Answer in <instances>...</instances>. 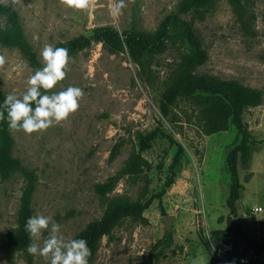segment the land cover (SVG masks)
I'll list each match as a JSON object with an SVG mask.
<instances>
[{"label": "rangeland", "instance_id": "1", "mask_svg": "<svg viewBox=\"0 0 264 264\" xmlns=\"http://www.w3.org/2000/svg\"><path fill=\"white\" fill-rule=\"evenodd\" d=\"M180 0H125L120 16L110 10L113 0H95L86 11L65 7L61 0H0L16 11L22 33L43 65L40 52L45 44L54 45L78 34H88L98 25H111L119 32H152L164 15ZM206 52L197 72L232 79L262 90L259 105L246 107L241 121L247 128L251 155L245 164L236 161L242 187L235 202L233 218L241 231L256 244L264 241V0H248L245 24L241 25L226 0H214L202 15L188 14ZM5 17L0 15V29ZM171 27L169 32H177ZM186 50L178 39L151 58L156 79L153 87L136 78L137 66L126 51L110 54L99 43L71 55L66 78L46 94L79 87L84 96L79 109L46 131L25 134L10 129L12 155L36 176L30 207L32 216H51L69 239L86 224L97 219L104 208L94 185L113 174L135 147L136 134L160 128L181 144L172 184L143 210L146 221L124 219L108 236L99 239L89 264H144L149 246L165 232L160 217L171 215L172 239L152 255V264H264L260 252L250 248L232 233L227 241L211 238L210 231L225 227L228 209L229 174L225 156L240 141V134L229 123L224 131L202 134L196 123L172 127L158 111V94L170 70ZM6 63L0 67V90L20 97L28 78L38 68L31 66L13 46L0 45ZM180 108L189 109L187 103ZM177 110V109H176ZM190 112V111H189ZM121 140L118 154L108 159L113 143ZM175 146L157 135L150 148L142 152L151 164L147 172L146 197L159 192ZM25 179L21 172L0 180V237L16 225L17 208ZM142 182L117 181L108 196L124 194L135 199ZM261 207L253 213V207ZM49 235L42 233L40 246ZM204 240L205 245L202 244ZM34 242V241H33ZM0 264H48L39 255L27 262L19 252H6L0 246Z\"/></svg>", "mask_w": 264, "mask_h": 264}, {"label": "trees", "instance_id": "2", "mask_svg": "<svg viewBox=\"0 0 264 264\" xmlns=\"http://www.w3.org/2000/svg\"><path fill=\"white\" fill-rule=\"evenodd\" d=\"M231 7L237 21L244 26L246 5L248 0H226ZM214 0H180L175 9L163 16L152 32L122 30L118 31L111 25H98L88 34H78L66 40L57 41L53 46L69 49V55H74L88 48L92 43H99L101 48L110 54L126 51L130 60L137 66L136 78L143 84L153 87L156 79L151 69V58L162 53L167 43H174L178 39L184 42L186 50L179 54V59L164 80L158 94V111L172 127L181 128L183 123H196L202 134L210 135L227 129L231 123L240 134V141L229 149L225 156V165L229 174L228 194L225 205L228 209L225 217V227L210 231V237L222 238L227 241L229 233L234 234L250 248L260 252L264 241L256 244L254 240L240 230L233 218L236 216L235 202L242 187L238 180L236 161L245 164L251 155V145L247 128L241 121V114L246 107L259 105L263 98L260 89L243 85L232 79H222L214 75L196 71V67L206 59V52L194 30L191 19L185 18L188 14L202 15ZM0 15L5 17V25L0 29V45L17 48L27 62L38 69L42 65L25 39L16 11L9 4H0ZM174 27L177 32H169ZM43 92V90H42ZM46 94V93H44ZM5 95L0 90V106L3 105ZM187 103L186 108H180L179 103ZM35 107V105H33ZM177 109V110H176ZM7 113L5 111V117ZM162 135L175 146L171 162L168 165V174L158 193L146 197L147 172L151 164L142 152L150 148L157 135ZM122 141L118 140L110 148L108 159L112 160L119 152ZM13 140L10 135L8 121H0V180H6L12 173L21 172L25 182L21 190L17 208L16 225L7 234L0 237V246L6 252H19L30 262L32 255L27 247L33 240L25 230V224L32 216L30 207L34 191L36 176L32 170L24 168L19 159L12 155ZM181 144L166 134L160 124L145 132L136 134L135 147H132L122 165L103 181L94 185V192L103 200L104 208L101 215L86 224L72 239H85L91 249V259L97 249L99 239L108 236L115 225L124 219L138 223L146 221L143 210L153 198L158 199L173 181V167L181 152ZM125 178L130 184L142 182L141 189L135 199L124 194L108 196L117 181ZM172 239L170 232L153 242L147 252L144 264H152V255L160 246H167ZM205 245L204 240L201 239Z\"/></svg>", "mask_w": 264, "mask_h": 264}, {"label": "clouds", "instance_id": "3", "mask_svg": "<svg viewBox=\"0 0 264 264\" xmlns=\"http://www.w3.org/2000/svg\"><path fill=\"white\" fill-rule=\"evenodd\" d=\"M94 2L95 0H61L65 7L79 11L88 10ZM126 7L125 0H113L110 10L118 17ZM40 56L44 66L28 78L26 90L20 97L7 95L0 106V121L6 118L10 129L23 131L25 134L46 131L66 120L79 109V102L84 96L83 90L74 86L51 95L44 94L66 78L72 57L69 49L52 44H45ZM5 63V56L0 55V67ZM25 230L34 241L27 247L29 254L43 257L48 264H89L88 258L92 253L87 241L82 238H66L61 232V226L51 216L29 217ZM45 230L49 231V235L40 246L35 241L41 239Z\"/></svg>", "mask_w": 264, "mask_h": 264}, {"label": "water", "instance_id": "4", "mask_svg": "<svg viewBox=\"0 0 264 264\" xmlns=\"http://www.w3.org/2000/svg\"><path fill=\"white\" fill-rule=\"evenodd\" d=\"M160 220L163 222L164 230L165 232H170V226H171V215L165 214L160 217Z\"/></svg>", "mask_w": 264, "mask_h": 264}, {"label": "built area", "instance_id": "5", "mask_svg": "<svg viewBox=\"0 0 264 264\" xmlns=\"http://www.w3.org/2000/svg\"><path fill=\"white\" fill-rule=\"evenodd\" d=\"M261 210V207L258 206V207H253L252 208V212L255 214V213H258L259 211Z\"/></svg>", "mask_w": 264, "mask_h": 264}]
</instances>
